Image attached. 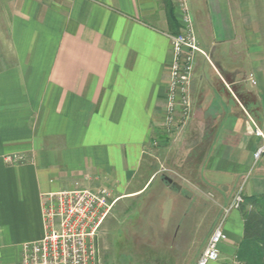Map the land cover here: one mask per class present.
<instances>
[{"label": "crops", "instance_id": "1", "mask_svg": "<svg viewBox=\"0 0 264 264\" xmlns=\"http://www.w3.org/2000/svg\"><path fill=\"white\" fill-rule=\"evenodd\" d=\"M187 2L210 61L197 55L183 137L187 154L200 156L191 176L201 195L229 216L227 261L244 234L239 209L227 211L239 194H264V155L255 159L264 143L255 132L264 133V0ZM180 22L176 0H0V264H21L22 246L43 238L49 193L149 191L148 180L133 187L164 123ZM12 155L24 160L6 164Z\"/></svg>", "mask_w": 264, "mask_h": 264}, {"label": "rangeland", "instance_id": "2", "mask_svg": "<svg viewBox=\"0 0 264 264\" xmlns=\"http://www.w3.org/2000/svg\"><path fill=\"white\" fill-rule=\"evenodd\" d=\"M181 5V0H176L181 22L179 33L175 36L181 35L184 28ZM193 117L194 113L189 125ZM185 131L179 137L160 128L154 146L145 155L142 175L134 182L133 189L148 180L151 187L146 194L112 195L113 200L118 201L101 226L97 238L100 264H198L211 232L220 225H223V229L225 224L228 225L226 212L215 207L212 195H201L200 180L191 176L200 165V156L187 154L183 137ZM165 177L183 186L184 192L176 193ZM101 187L110 186L108 184L92 190ZM197 188L200 196L196 193ZM159 189H162L160 194ZM187 196L190 198L187 199ZM209 264L238 263L235 257L227 261L220 258L218 262Z\"/></svg>", "mask_w": 264, "mask_h": 264}, {"label": "built area", "instance_id": "3", "mask_svg": "<svg viewBox=\"0 0 264 264\" xmlns=\"http://www.w3.org/2000/svg\"><path fill=\"white\" fill-rule=\"evenodd\" d=\"M184 11L183 32L171 36L173 63L169 70L168 92L165 105L164 128L177 136L184 132L194 113L191 94L195 74L196 55L210 57L201 50L195 31L194 19L187 0H181ZM253 81V76L250 77ZM256 136L264 133L257 129ZM264 155V143L255 154L259 160ZM23 156L5 158L8 165H18ZM110 189H73L49 193L43 196L42 219L44 236L26 243L21 248V264H100L97 238L99 230L115 203ZM244 197L237 195L227 211L239 209ZM228 240L223 225L217 227L201 254L198 264L218 262L220 245Z\"/></svg>", "mask_w": 264, "mask_h": 264}, {"label": "trees", "instance_id": "4", "mask_svg": "<svg viewBox=\"0 0 264 264\" xmlns=\"http://www.w3.org/2000/svg\"><path fill=\"white\" fill-rule=\"evenodd\" d=\"M242 98L251 109V96L245 94ZM239 210L244 220V234L236 254L237 263L264 264V194L244 198Z\"/></svg>", "mask_w": 264, "mask_h": 264}, {"label": "water", "instance_id": "5", "mask_svg": "<svg viewBox=\"0 0 264 264\" xmlns=\"http://www.w3.org/2000/svg\"><path fill=\"white\" fill-rule=\"evenodd\" d=\"M164 179L166 182H168L170 185H172L174 188H176V190H178V191L182 190V186L179 185L178 183L174 182L171 178L165 177Z\"/></svg>", "mask_w": 264, "mask_h": 264}]
</instances>
